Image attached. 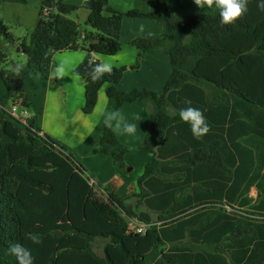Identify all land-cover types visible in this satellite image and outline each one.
I'll list each match as a JSON object with an SVG mask.
<instances>
[{
  "label": "trees",
  "instance_id": "1",
  "mask_svg": "<svg viewBox=\"0 0 264 264\" xmlns=\"http://www.w3.org/2000/svg\"><path fill=\"white\" fill-rule=\"evenodd\" d=\"M82 6L88 10L84 25L90 29H81L68 17L77 6L64 0H41L28 43L0 17V79L5 86L0 95V264H17L8 252L10 244L30 247L22 234L24 221L16 211L20 198L39 207L38 220H31L27 227L40 224L42 232L35 234L50 237L60 246L49 253L44 246L41 252L48 256L41 264L46 259V264H55L63 255H86L101 264H114L108 247L123 257L121 264H264V11L257 8L256 0H248L247 12L225 25L215 11L173 13L167 0H156L147 12L120 11L108 0H85ZM43 8H47L46 16ZM124 17L149 18L161 26L160 34L130 41L138 50L136 64L130 68L138 67L144 52L161 50L168 55L170 75L156 93L146 88L120 90L117 85L126 66L113 67L110 75L96 81L91 73L85 77L81 111L92 113L103 86L116 107L146 103L149 129L137 149L151 158L123 197L109 182L87 186L94 220L110 231L59 228L50 221V200L44 198L66 176L57 160L79 174L86 175L87 170L67 148L34 126L35 117L23 123L9 108L15 102L30 107L32 96L23 85L26 70L35 67L47 78L57 52L83 50L86 61L97 63L93 53L120 51ZM10 46L25 53L24 67H3ZM186 100L206 117L209 130L201 138H194L178 117ZM7 126L15 133L7 131ZM130 150L103 123L93 153L109 156L118 170L129 173L126 155ZM131 219L146 225L144 235L129 230ZM71 236L83 243L63 248L60 244ZM143 237L149 246L145 252H130L123 244V240ZM95 244H100L101 254ZM73 260L72 264H78Z\"/></svg>",
  "mask_w": 264,
  "mask_h": 264
},
{
  "label": "crops",
  "instance_id": "2",
  "mask_svg": "<svg viewBox=\"0 0 264 264\" xmlns=\"http://www.w3.org/2000/svg\"><path fill=\"white\" fill-rule=\"evenodd\" d=\"M27 1V0H26ZM77 6L68 14V17L81 26L88 16V10L82 5L85 0H64ZM156 0H108L114 9L126 11L137 9L142 12L154 8ZM41 0L29 2H9L0 0V17L9 25L16 28L13 33L18 37H25L29 41V34L34 29L38 20ZM29 5V6H28ZM168 9L173 13H211L214 9L203 6L201 0H167ZM161 26L149 18L124 17L120 30L122 48L114 55L92 54L93 61L102 63L111 62L113 67L126 66L117 87L128 91L132 88H146L160 93L165 80L171 72L168 55L161 50H148L139 58L138 67L131 69L136 64L138 50L130 41L137 37L160 34ZM87 53L83 50H62L57 52L53 59L50 73L47 78H42L37 73L29 71L24 76V89L34 94L28 115L35 117L34 126L41 132L46 133L52 139L67 148L72 155L86 168L87 173L79 174L76 169L67 166L58 159L60 172L66 176L62 182L55 184L51 193L45 195L47 204L51 207L50 221L59 228L78 226L87 232L110 231L100 226L94 220V214L90 210L86 188L92 182L101 184L110 183L118 196H125L133 189L135 175L141 173L143 165L150 160L151 154L140 151L133 152V148L139 147L149 129V106L141 101L125 103L116 107L115 101L105 94V87L98 92L97 102L92 113L86 115L81 111L84 104L85 77L78 73V68L86 61ZM14 66V65H13ZM62 66L64 73L57 77L55 68ZM35 69V67H33ZM29 73V74H28ZM44 85V86H43ZM42 92L43 98L36 102L37 92ZM5 92V86L0 79V95ZM60 105V109H58ZM27 110V109H26ZM103 123H107L116 133L118 139L127 144L131 150L126 159L130 163V172L118 170L109 156L96 155L93 147L97 143ZM126 124L136 125L132 134L124 131ZM7 131L14 134L15 131L7 126ZM135 144V145H132ZM137 162L133 163L130 155ZM131 160V161H129ZM89 174L93 177H90ZM44 195V194H43ZM109 227V226H108ZM114 231V230H113ZM75 242V243H74ZM80 238L68 237L60 245L67 248L72 245H81ZM109 256L117 258L121 264L122 258H118L113 247L106 249ZM73 259L78 264H101L86 255L71 256L63 255L62 259L56 258L55 264H72Z\"/></svg>",
  "mask_w": 264,
  "mask_h": 264
},
{
  "label": "clouds",
  "instance_id": "3",
  "mask_svg": "<svg viewBox=\"0 0 264 264\" xmlns=\"http://www.w3.org/2000/svg\"><path fill=\"white\" fill-rule=\"evenodd\" d=\"M203 6L209 9H214L218 13L221 24H232L239 17L244 15L248 8V0H201ZM256 6L260 11H264V0H256ZM92 80L96 81L102 79L105 74H111L113 72V64L105 61L102 63L90 62ZM64 68L57 66L55 68V74L57 77L62 76ZM185 107H182L178 112L180 121L186 123L194 138H201L208 130L209 126L201 109L193 107L191 101H185ZM136 125L126 124L124 131L132 134L135 132ZM27 238L32 241L33 244L40 243L41 237L38 234H28ZM8 252L15 257L17 264H34V258L29 248L23 246L20 243H12L9 245Z\"/></svg>",
  "mask_w": 264,
  "mask_h": 264
},
{
  "label": "rangeland",
  "instance_id": "4",
  "mask_svg": "<svg viewBox=\"0 0 264 264\" xmlns=\"http://www.w3.org/2000/svg\"><path fill=\"white\" fill-rule=\"evenodd\" d=\"M27 1L29 2V5H31V1L32 0H27ZM27 1L25 0L24 3H26ZM5 23L9 26L11 32L13 33V30L16 27L13 26V25H11V24L9 25L7 22H5ZM84 28H87V27L85 25L84 26H81V29H84ZM87 29H90V28H87ZM17 48H19V47L18 46H10L8 48V51H9L8 60L6 61V63L3 64V67L4 68H10V67H13V65H16L17 67L22 68V67H24L26 65V55H25V53L22 52V50H20V49L17 50ZM71 51H74V50H71ZM28 70L29 71H33V72L37 73L39 76H41L38 73V71L36 70V68L35 69H27L26 72H29ZM42 78H44V77H42ZM27 92H29L31 94L32 99L33 98L35 99V96H34L33 93H31L30 91H27ZM36 92H37V98H36V102H37L39 99H42L43 98V94H42V92H39V88L36 90ZM31 105H32V103H31ZM31 105H30L29 108H31ZM29 108H27V112L29 111L28 110ZM58 109H60V105H58ZM29 117H31V116H29ZM132 145H135V144H132ZM133 152H136L135 154H139L140 153L137 148H133ZM22 155H24V154H22ZM133 156H134L133 153H131L130 159H132V162L135 163V162L138 161V159L135 161V158H133ZM0 157L2 158V156H0ZM129 161H131V160H129ZM14 169H18V168H13V170H11V171H14ZM12 173H14V172H12ZM12 173H11V175H12ZM255 194H256L255 189H252L251 190V195L254 196ZM38 208L39 207L38 206H35L34 203H32V205H30L28 200H26V199L25 200H22L20 198V203H19L18 208L16 210L17 211V214H18V217H19V220L24 221L23 226H22V229L23 230L21 229V227H20V230H22L23 236L26 237V239L24 241L25 244L27 246L29 245L31 247V248L29 247V249L31 250L32 256L34 258V264H41L40 262L42 261V258H45V257L48 256V255H46V253H49L50 251H53V249H55L56 247L57 248L58 247L60 248V246L56 245L55 242L51 241V238L50 237H48V238H41L40 243H38V244H33L32 241L27 238V235L28 234L42 232V227H41L40 224H37L36 223L35 225H33V227H27V225L28 226H31L30 225L31 220H38L37 219V214H36L38 212V210H37ZM139 209H142V207L140 206ZM131 220L132 221H130L131 224H129V230H131L132 233H137V228L139 227V225H137V224H140L141 225L143 223L142 222H139L136 219H131ZM33 224H34V222H33ZM140 234L144 235V233H140ZM123 244L125 245L126 249L128 251H130V252H145V251H147L149 249V246L147 247L148 242L146 241V239L144 237L141 238V239L132 240V241L131 240H123ZM38 245H40L39 246L40 249H38ZM99 245L100 244H98V245L95 244L94 249H95V251L97 253L101 254L102 253L101 252L102 249H101V246H99ZM44 246H45V250H44ZM41 249L46 252L45 253V257H44V253L41 252L42 251ZM36 253H38V254H36ZM119 253L120 252H118V254ZM120 255H122V254L120 253ZM113 259H114V261L116 263L118 262V260H117L116 257H114ZM47 261L48 260L46 259V263H47Z\"/></svg>",
  "mask_w": 264,
  "mask_h": 264
},
{
  "label": "built area",
  "instance_id": "5",
  "mask_svg": "<svg viewBox=\"0 0 264 264\" xmlns=\"http://www.w3.org/2000/svg\"><path fill=\"white\" fill-rule=\"evenodd\" d=\"M48 13L47 8L42 9V14L46 16ZM9 113L14 116L16 119L20 120L23 123H26L27 118L29 117L27 110L20 105L19 102H15L9 108ZM132 220H129V224H131ZM139 227L137 228V233H144L146 230L145 224H137Z\"/></svg>",
  "mask_w": 264,
  "mask_h": 264
},
{
  "label": "water",
  "instance_id": "6",
  "mask_svg": "<svg viewBox=\"0 0 264 264\" xmlns=\"http://www.w3.org/2000/svg\"><path fill=\"white\" fill-rule=\"evenodd\" d=\"M94 42H96V41L94 40ZM17 50H19V48H17ZM89 63L90 62L83 63L78 68V73L81 74L84 77H87L88 75H90L92 72H91V66L89 65ZM28 119H29V121H32L33 120V117L31 116Z\"/></svg>",
  "mask_w": 264,
  "mask_h": 264
}]
</instances>
